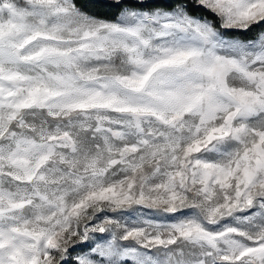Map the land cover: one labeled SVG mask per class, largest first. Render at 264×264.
Segmentation results:
<instances>
[{
	"label": "snow or ice",
	"instance_id": "6c2138e0",
	"mask_svg": "<svg viewBox=\"0 0 264 264\" xmlns=\"http://www.w3.org/2000/svg\"><path fill=\"white\" fill-rule=\"evenodd\" d=\"M0 264H264V0H0Z\"/></svg>",
	"mask_w": 264,
	"mask_h": 264
},
{
	"label": "trees",
	"instance_id": "16d2710c",
	"mask_svg": "<svg viewBox=\"0 0 264 264\" xmlns=\"http://www.w3.org/2000/svg\"><path fill=\"white\" fill-rule=\"evenodd\" d=\"M97 11L104 12V9H96Z\"/></svg>",
	"mask_w": 264,
	"mask_h": 264
}]
</instances>
